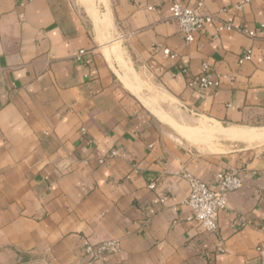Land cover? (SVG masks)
Masks as SVG:
<instances>
[{
    "label": "crops",
    "instance_id": "obj_1",
    "mask_svg": "<svg viewBox=\"0 0 264 264\" xmlns=\"http://www.w3.org/2000/svg\"><path fill=\"white\" fill-rule=\"evenodd\" d=\"M172 1L0 0V264H264V141L243 138L264 131V0H204L232 30L192 43ZM221 170L242 186L204 232L182 174L216 189ZM86 240L121 252L88 262Z\"/></svg>",
    "mask_w": 264,
    "mask_h": 264
},
{
    "label": "built area",
    "instance_id": "obj_2",
    "mask_svg": "<svg viewBox=\"0 0 264 264\" xmlns=\"http://www.w3.org/2000/svg\"><path fill=\"white\" fill-rule=\"evenodd\" d=\"M242 3L236 6L241 8ZM204 0H197L193 5H188L173 0L168 9L169 20L175 24L178 31L185 36L186 43H192L196 39V35L206 30L208 26H215V35H219L226 31H231L232 27L229 23H224L214 15L203 12ZM152 10V8H149ZM264 30V25L261 26ZM248 37L254 35L253 32H243ZM86 51L79 50L73 53L72 57L80 60ZM166 56L174 58L167 49L162 50ZM252 52L249 49L243 51L238 59L241 64L251 60ZM224 78L222 75L215 73L210 65L202 63L200 66V74L197 78V85L201 89L219 88L220 82ZM124 153L110 152V158L124 157ZM103 161H99L102 163ZM182 178L188 185V196L185 201L191 211V215L186 221L194 223L204 232L214 233L217 230L218 216L220 212L227 207V196L238 191L242 186V181L238 174L231 170H221L216 174L217 187L210 189L205 183L194 177L192 174L185 172ZM149 188H154V183L149 184ZM260 256L264 260V253L257 249ZM121 252V246L117 240L103 241L98 244H92L88 240L83 243L81 253L88 262L103 260L109 255H117Z\"/></svg>",
    "mask_w": 264,
    "mask_h": 264
},
{
    "label": "rangeland",
    "instance_id": "obj_3",
    "mask_svg": "<svg viewBox=\"0 0 264 264\" xmlns=\"http://www.w3.org/2000/svg\"><path fill=\"white\" fill-rule=\"evenodd\" d=\"M81 2L85 3V4H88L89 6H92V3H93V0H80ZM92 11L94 13V10H93V7H92ZM117 46V45H116ZM132 86V85H131ZM203 126H206V124L200 122L199 124H197V127L196 128H192V129H198V130H201ZM185 128V127H184ZM177 130H178V127H177ZM179 131V130H178ZM257 131H262V130H250L248 132H246L244 134V139H246V141L250 142L251 145H254V143H258V142H253L251 141V137L253 136V134ZM211 132L210 131H204V134L206 133V135L202 134V131H199L196 139L197 141L201 142L202 144H207L208 142H211L214 138L212 136L209 135V133ZM190 133H194L193 131H190ZM192 135V134H191ZM247 144V143H246ZM249 146H251L250 144H247ZM258 146H263L264 147V143H261V144H257ZM24 261H21V260H14L13 262L11 261L9 264H23ZM27 262V261H26Z\"/></svg>",
    "mask_w": 264,
    "mask_h": 264
},
{
    "label": "bare ground",
    "instance_id": "obj_4",
    "mask_svg": "<svg viewBox=\"0 0 264 264\" xmlns=\"http://www.w3.org/2000/svg\"><path fill=\"white\" fill-rule=\"evenodd\" d=\"M96 15H94L95 17ZM93 19V18H92ZM94 21V20H93ZM96 22V21H95ZM94 22V23H95ZM102 22V21H101ZM99 23V22H98ZM103 23V22H102ZM105 24V23H103ZM107 26V25H106ZM105 27V26H104ZM102 29V27H101ZM97 30V29H96ZM103 30V29H102ZM114 53L118 54L119 53V47L118 46H114L113 47V51ZM130 71V70H129ZM130 73V72H129ZM127 74V73H126ZM123 79H125L127 82H129L131 84V81L129 79V76L128 75H122ZM139 83V82H138ZM132 85V84H131ZM141 85V84H140ZM155 94V93H154ZM142 100V99H141ZM146 101V100H145ZM147 104V103H146ZM158 110V109H157ZM157 115L161 116L162 114L161 113H156ZM212 128V127H211ZM210 127L208 126H203L201 130L199 131H202V133H204V131H210L211 130ZM198 131V130H197ZM211 131H214V130H211ZM196 133H199V132H196ZM206 135V133L204 134ZM251 141L253 142H261V141H264V131H257L253 134V136L251 137L250 139ZM204 147V146H203Z\"/></svg>",
    "mask_w": 264,
    "mask_h": 264
}]
</instances>
